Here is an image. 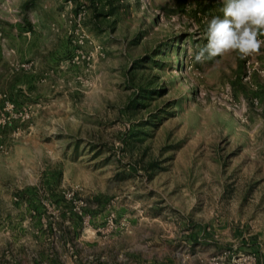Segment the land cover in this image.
Segmentation results:
<instances>
[{
    "label": "rangeland",
    "instance_id": "1",
    "mask_svg": "<svg viewBox=\"0 0 264 264\" xmlns=\"http://www.w3.org/2000/svg\"><path fill=\"white\" fill-rule=\"evenodd\" d=\"M1 1L0 264H261L264 47L194 59L223 0Z\"/></svg>",
    "mask_w": 264,
    "mask_h": 264
},
{
    "label": "clouds",
    "instance_id": "2",
    "mask_svg": "<svg viewBox=\"0 0 264 264\" xmlns=\"http://www.w3.org/2000/svg\"><path fill=\"white\" fill-rule=\"evenodd\" d=\"M223 3V17L205 18L207 43L197 45L196 62L202 63L228 52H237L241 58H247L264 47V39H261L264 37V0H223ZM192 54L190 48L189 55Z\"/></svg>",
    "mask_w": 264,
    "mask_h": 264
},
{
    "label": "built area",
    "instance_id": "3",
    "mask_svg": "<svg viewBox=\"0 0 264 264\" xmlns=\"http://www.w3.org/2000/svg\"><path fill=\"white\" fill-rule=\"evenodd\" d=\"M1 8H2V1L0 0V10H1ZM83 16V15H82Z\"/></svg>",
    "mask_w": 264,
    "mask_h": 264
},
{
    "label": "crops",
    "instance_id": "4",
    "mask_svg": "<svg viewBox=\"0 0 264 264\" xmlns=\"http://www.w3.org/2000/svg\"><path fill=\"white\" fill-rule=\"evenodd\" d=\"M263 261H264V259H262ZM262 261V263L261 264H264V262Z\"/></svg>",
    "mask_w": 264,
    "mask_h": 264
},
{
    "label": "trees",
    "instance_id": "5",
    "mask_svg": "<svg viewBox=\"0 0 264 264\" xmlns=\"http://www.w3.org/2000/svg\"><path fill=\"white\" fill-rule=\"evenodd\" d=\"M128 132V131H127Z\"/></svg>",
    "mask_w": 264,
    "mask_h": 264
}]
</instances>
